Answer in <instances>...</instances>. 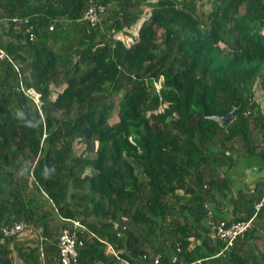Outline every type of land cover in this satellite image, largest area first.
Returning a JSON list of instances; mask_svg holds the SVG:
<instances>
[{"label": "trees", "instance_id": "1", "mask_svg": "<svg viewBox=\"0 0 264 264\" xmlns=\"http://www.w3.org/2000/svg\"><path fill=\"white\" fill-rule=\"evenodd\" d=\"M149 1L0 0V264H55L68 218L78 264H264V0ZM253 217L224 249L213 225Z\"/></svg>", "mask_w": 264, "mask_h": 264}, {"label": "built area", "instance_id": "2", "mask_svg": "<svg viewBox=\"0 0 264 264\" xmlns=\"http://www.w3.org/2000/svg\"><path fill=\"white\" fill-rule=\"evenodd\" d=\"M108 11V7L93 3L89 9L86 12V19L90 21L93 25L99 23L103 17L106 15ZM20 20V19H19ZM14 25L15 31H22L26 35H28L30 40H34L36 35L34 32V28L31 24L30 18H23L21 22ZM14 21V20H13ZM4 21L0 20V29L1 25ZM50 29H53V26L50 27ZM126 42L132 41V37L127 36ZM125 39V38H124ZM8 59L11 61L15 67L17 72L20 71V66L14 62L12 56L3 48L0 46V60ZM21 89L30 97L35 99L36 102H39L40 95L37 93V91L34 88H25L24 85L21 84ZM261 206V204H258V208ZM253 218L246 220V221H238V222H232L228 225V222L225 220H221L217 223V225H213V230H215V236L223 241L225 243V248L227 249L229 247H232L234 245L235 240L243 236L249 228L252 226ZM68 222H70L71 227H65L62 232L59 235L58 239V248L59 253L57 255V262L55 264H78V257H79V249L82 247L85 243L84 239H82L76 230L80 226H84L81 224L80 221L74 220V219H67ZM85 227V226H84ZM1 234L4 238L8 237H33V228L30 226L29 223H26L24 221H16L11 224H6L2 226L1 228ZM48 238L46 236H40V241L43 242L44 240H47ZM104 242L106 243V251L109 254H114L115 256L119 257L118 250L115 249V247L109 243L107 240ZM41 252L43 255L44 252V245L42 244ZM179 250L181 251V248L179 247ZM143 259L147 258V255H143ZM123 264H131L127 260L120 258ZM160 258L157 257L154 260V264H159ZM177 260V256L173 258V262ZM54 264V263H53Z\"/></svg>", "mask_w": 264, "mask_h": 264}, {"label": "rangeland", "instance_id": "3", "mask_svg": "<svg viewBox=\"0 0 264 264\" xmlns=\"http://www.w3.org/2000/svg\"><path fill=\"white\" fill-rule=\"evenodd\" d=\"M149 3H150L149 7L151 8V7L157 6L158 0H150ZM198 5H199V4H197V7H196V8H197L198 10H200V6L198 7ZM208 7H209V2L205 1L204 6H203V9H204V10H207ZM148 9H149V8H148ZM147 14H149V12H148ZM145 17H146V15H144L143 18H145ZM143 18L140 20L139 24L142 23ZM139 28H140V25H139V26H136V27H134V28L132 29V31L134 32V35H135L136 37L138 36ZM119 37L122 38V39L125 38V41H126V39H128V38H126L127 36H126L125 34H120ZM134 39H135V38H132V41H134ZM128 40H130V39H128ZM135 40H136V39H135ZM132 41H129V42H132ZM222 45H223V44H222ZM223 46H224V45H223ZM256 98H257L258 100H260V101L262 102V104L264 105V95H263V93L261 92V90H257ZM116 119H117V117H114V118L112 119V121H113V120H116ZM76 146H77V148H76V153H77V154H78V153H81V152L83 151L84 147H85L84 144H82V145H81V144H77ZM239 169H243V165H242V164L239 166ZM258 176H259V172H256V171H254V170H251V171H250V174H248L246 178H248V177H253L254 179L249 181V182H251V181H254L255 179H257ZM246 178H245V179H246ZM244 186H245V184H244V182H242V187H244ZM25 237H26V236H25ZM27 238H28V237H27Z\"/></svg>", "mask_w": 264, "mask_h": 264}, {"label": "water", "instance_id": "4", "mask_svg": "<svg viewBox=\"0 0 264 264\" xmlns=\"http://www.w3.org/2000/svg\"><path fill=\"white\" fill-rule=\"evenodd\" d=\"M236 111H237V108L235 107L229 113L225 115H212L209 117L213 119L214 121L218 122L219 124H221L222 126H227L235 119ZM204 117H208V116L205 114ZM78 229L83 231L85 227L80 226Z\"/></svg>", "mask_w": 264, "mask_h": 264}, {"label": "crops", "instance_id": "5", "mask_svg": "<svg viewBox=\"0 0 264 264\" xmlns=\"http://www.w3.org/2000/svg\"><path fill=\"white\" fill-rule=\"evenodd\" d=\"M253 179H254L253 177H248V178H246V180L244 181V184H245V183H249V181H250V180H253ZM255 180H256V179H255ZM42 200L45 201V199H42ZM230 213H231V212H228L227 214L230 215ZM227 217H228V216H227ZM26 236H27V235H26ZM34 236H36V235H34ZM16 263H17V264H25V263H24L22 260H20V259H18V260L16 261ZM42 264H46L45 261H44ZM122 264H123V263H122Z\"/></svg>", "mask_w": 264, "mask_h": 264}, {"label": "clouds", "instance_id": "6", "mask_svg": "<svg viewBox=\"0 0 264 264\" xmlns=\"http://www.w3.org/2000/svg\"><path fill=\"white\" fill-rule=\"evenodd\" d=\"M127 36H129V35H127ZM123 40H125V39H123ZM6 225V224H5ZM4 226V225H3ZM86 230V227H85V229L83 230V231H85Z\"/></svg>", "mask_w": 264, "mask_h": 264}]
</instances>
